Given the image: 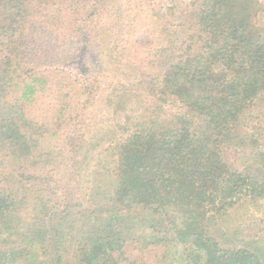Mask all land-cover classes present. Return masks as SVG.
Wrapping results in <instances>:
<instances>
[{"label":"trees","instance_id":"trees-1","mask_svg":"<svg viewBox=\"0 0 264 264\" xmlns=\"http://www.w3.org/2000/svg\"><path fill=\"white\" fill-rule=\"evenodd\" d=\"M261 10L0 0V264H264L214 228L264 198Z\"/></svg>","mask_w":264,"mask_h":264},{"label":"rangeland","instance_id":"rangeland-1","mask_svg":"<svg viewBox=\"0 0 264 264\" xmlns=\"http://www.w3.org/2000/svg\"><path fill=\"white\" fill-rule=\"evenodd\" d=\"M180 1L182 2L183 0ZM259 7L262 9L261 13L264 15V0H259ZM146 20L148 19L146 18ZM254 21L257 27L260 28L261 31H264V16L259 15ZM163 41L164 40L161 35L155 34L152 44L154 47L159 48L164 44ZM43 99L44 100L42 102H39L40 104H37V108L39 110L47 109L50 106L49 104L52 98L45 97ZM123 113L124 112H121V114ZM108 119L117 121L118 119H120V117H118L116 114L108 113L106 115V120ZM13 168H15V166ZM27 217L29 218L30 215H27ZM226 227H228L229 229L226 230ZM214 228L224 230L221 234H224L225 232L228 233L226 234V237H220L223 243L222 245L226 247H240L245 243H248L250 241L249 239L251 235L255 233H258L257 243H262L264 240V198L259 200V205H254L253 203L249 202L239 203L230 211L229 219L220 221L219 225ZM222 230H218V232H221ZM236 232L237 234H235ZM69 256H71V254L68 255V253L65 256L66 263L69 260ZM14 264L22 263L20 262Z\"/></svg>","mask_w":264,"mask_h":264}]
</instances>
